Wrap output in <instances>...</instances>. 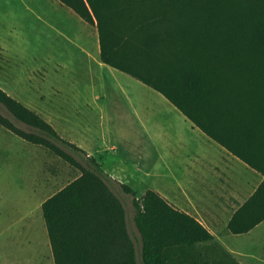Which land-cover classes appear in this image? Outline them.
Segmentation results:
<instances>
[{"label": "trees", "instance_id": "trees-1", "mask_svg": "<svg viewBox=\"0 0 264 264\" xmlns=\"http://www.w3.org/2000/svg\"><path fill=\"white\" fill-rule=\"evenodd\" d=\"M59 1L96 27L102 63L153 88L209 137L238 153L193 116L181 96H233L235 88L251 86L250 69L263 74L264 94V0ZM259 102L264 110V96ZM0 104L34 130L19 127L1 112L0 125L80 172L40 206L53 264H139L123 201L112 189L117 182L93 156L1 87ZM257 134L264 146V131L261 138ZM238 155L263 178L228 220L231 233H245L264 219V155ZM118 185L132 196L142 264H240L223 249L216 259L203 258V250L213 253L220 244L194 216L155 190L136 196L127 184Z\"/></svg>", "mask_w": 264, "mask_h": 264}, {"label": "rangeland", "instance_id": "rangeland-1", "mask_svg": "<svg viewBox=\"0 0 264 264\" xmlns=\"http://www.w3.org/2000/svg\"><path fill=\"white\" fill-rule=\"evenodd\" d=\"M40 1L0 0V87L38 113L63 139L97 159L104 158V167L118 163L127 175L126 183L137 194L156 189L157 184H165L167 194L168 188L171 192L177 185H186L182 180L169 178V182L162 175L153 182L154 162L158 172H165L168 143L191 146L168 150L174 152L175 174L185 170L189 185L200 189L204 184L203 192L211 193L204 175L209 165L203 161L201 173L190 171L186 164L193 160H185V154L199 151L221 167L223 159L215 150L218 145H209L206 137L190 131L183 115L159 92L103 64L95 26L63 4ZM248 76L249 89L235 88L233 96H264L263 74L250 69ZM0 112L19 127L34 130L15 120L1 104ZM238 170V175L243 173ZM79 174L45 147L0 125V264H53L40 204ZM120 192L137 260L142 264L132 196ZM203 197L199 209L214 223L213 229L224 243L215 246L213 253L203 250L202 257L216 259L222 256L221 249H231L233 254L229 253L240 264H264V221L247 233L232 234L224 228L225 215L214 213L207 203L211 196Z\"/></svg>", "mask_w": 264, "mask_h": 264}, {"label": "crops", "instance_id": "crops-1", "mask_svg": "<svg viewBox=\"0 0 264 264\" xmlns=\"http://www.w3.org/2000/svg\"><path fill=\"white\" fill-rule=\"evenodd\" d=\"M23 4H28L30 0H20ZM49 5H61L59 0H46ZM40 0H34V3H40ZM53 27V26H51ZM58 36L61 38L63 35L61 30L58 29ZM66 36V35H65ZM52 43H55L53 40ZM104 64V63H103ZM106 65V64H105ZM109 66V65H108ZM138 80V79H137ZM140 81V80H139ZM146 85V84H145ZM153 89V88H152ZM156 91V90H155ZM162 95V94H161ZM166 98L165 96H163ZM184 104L190 110L193 116H195L201 123L206 127L219 134L223 138L229 141L230 146L233 150L238 153H233L228 151L225 147L220 145L217 141L209 137L203 130H201L197 125H195L191 120H189L181 111H179L167 98V100L183 115L188 123V129L197 135H203L208 139L209 145L217 144L219 148L215 150L219 152V159H223L224 166L218 167V164H214V159L210 158L207 154H203L199 151H188L185 154V160H193L186 164V166L193 172L201 173L200 165L206 161L209 166H206L204 170L205 182L208 180L209 191L211 193H204L206 186L202 184L200 186L193 188L190 183L189 177L186 176V171L182 170L179 175L175 174L173 168V156L174 152L168 153L176 147L180 146L183 149H187V144L173 145L168 143L166 145V164L165 172H158L156 162L152 164L151 176L153 177V182L155 177L168 178L171 180L179 182L180 180L186 181V185L189 186L188 189L186 185H177V188L169 192H165V184H157L155 190L159 195L165 198L170 204L177 207L186 213L194 216L199 222H201L214 236L215 241H219V244H223L224 240L218 233L213 229L214 223L202 215L203 212L199 209V200L205 201L204 195H210V201H207L214 210V213L225 215L224 228H227V223L234 211L254 192L259 183L262 181V174L257 170L250 167L245 161L239 158L238 154L250 159H255L257 157H263L264 146L261 140L258 141V134L260 138L263 137V121H264V110L260 108V97L261 96H181ZM259 98V100H258ZM258 104V105H257ZM258 106L257 108H254ZM258 124V125H257ZM260 125V126H259ZM77 145L76 143H74ZM83 149L80 145H77ZM84 150V149H83ZM85 151V150H84ZM88 155L93 156L100 168L108 174V176L115 180L117 184L112 185L113 191L121 196L122 191L118 183L127 184L124 169H122L119 164L104 167V158H98L92 155L90 152L85 151ZM212 155V153H211ZM101 159V160H99ZM238 169H242L238 175L236 172H240ZM156 171V172H155ZM228 172L229 175L228 176ZM245 173V174H244ZM237 174V175H236ZM234 177L231 179L230 177ZM171 180H170V179ZM128 185V184H127ZM129 186V185H128ZM146 190V189H145ZM144 190V191H145ZM136 194L140 196L144 193ZM191 191V194L188 193ZM123 192V191H122ZM201 192V193H200ZM52 195V194H51ZM191 195V196H190ZM49 197V196H48ZM193 198V199H189ZM46 199V198H45ZM44 199V200H45ZM43 200V201H44ZM42 201V202H43ZM41 202V203H42ZM41 206V204H40ZM41 208V207H40ZM214 220L217 218L214 217ZM264 219L260 222L262 223ZM256 224L254 227L259 225ZM253 227V228H254ZM251 228L249 231H251ZM229 231V230H228ZM247 231V232H249ZM230 232V231H229ZM245 232V233H247ZM231 233V232H230ZM232 234H244V233H232ZM221 242V243H220ZM226 244V243H225ZM225 246V245H224ZM231 254L233 251L227 249Z\"/></svg>", "mask_w": 264, "mask_h": 264}]
</instances>
